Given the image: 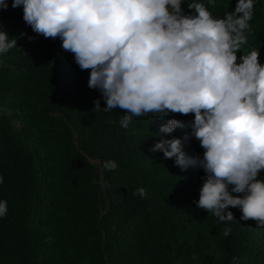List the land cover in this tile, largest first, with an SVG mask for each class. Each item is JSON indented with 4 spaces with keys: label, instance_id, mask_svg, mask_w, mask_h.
Listing matches in <instances>:
<instances>
[{
    "label": "trees",
    "instance_id": "obj_1",
    "mask_svg": "<svg viewBox=\"0 0 264 264\" xmlns=\"http://www.w3.org/2000/svg\"><path fill=\"white\" fill-rule=\"evenodd\" d=\"M183 2L190 14L192 0ZM201 2L222 17L237 0ZM7 3L0 31L17 47L0 53V201L8 208L0 217V264H264V228L241 220L239 208L229 209L227 224L198 208L203 170H181L174 158L149 151L188 131L157 136L160 125L193 114L148 113L121 127L123 110L95 109L105 101L88 87L90 69L79 68L59 37L34 33L22 7ZM250 25L241 52L259 48L264 65V0H255ZM184 151L202 157L204 149L192 138ZM110 160L117 168L101 170ZM139 188L146 198L134 195Z\"/></svg>",
    "mask_w": 264,
    "mask_h": 264
},
{
    "label": "clouds",
    "instance_id": "obj_2",
    "mask_svg": "<svg viewBox=\"0 0 264 264\" xmlns=\"http://www.w3.org/2000/svg\"><path fill=\"white\" fill-rule=\"evenodd\" d=\"M182 3L12 0L11 6L22 7V18L34 33L59 37L79 68L90 69L88 87L105 101L101 109L97 100L95 109L123 110L121 127L148 113L161 119L193 114L191 121L170 118L160 125L157 136L188 131L160 139L149 151L174 158L181 170H203L194 201L198 208L226 224L234 221L229 209L239 208L241 220L264 228V65L259 48L241 52L248 44L255 0H237L222 17H214L201 0L186 4L191 13L185 14ZM7 8V0H0V9ZM15 47L16 38L0 31V53ZM237 52L242 53L239 62ZM192 138L204 149L202 157L184 151ZM115 168L111 160L101 165V170ZM134 195L147 197L143 188ZM7 211V201H0V217ZM230 233L226 227L223 235Z\"/></svg>",
    "mask_w": 264,
    "mask_h": 264
}]
</instances>
